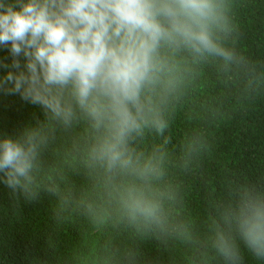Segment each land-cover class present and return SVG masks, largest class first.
Instances as JSON below:
<instances>
[{"label": "clouds", "instance_id": "clouds-1", "mask_svg": "<svg viewBox=\"0 0 264 264\" xmlns=\"http://www.w3.org/2000/svg\"><path fill=\"white\" fill-rule=\"evenodd\" d=\"M236 29L232 0H0V45L13 57L0 88L43 110L17 137L0 138V178L29 199L50 193L57 212L79 210L96 229L113 218L163 229L165 157L133 141L152 130L168 143L162 105L181 58L235 64ZM80 124L82 163L101 180L94 196L66 187L43 158L59 131ZM208 246L219 264H242L241 246L264 261V195L245 189ZM74 264H138V253L105 242Z\"/></svg>", "mask_w": 264, "mask_h": 264}, {"label": "trees", "instance_id": "trees-1", "mask_svg": "<svg viewBox=\"0 0 264 264\" xmlns=\"http://www.w3.org/2000/svg\"><path fill=\"white\" fill-rule=\"evenodd\" d=\"M232 3L237 62L182 57L180 81L162 105L168 143L152 130L133 141L138 151L165 157L164 228L137 230L113 218L96 229L79 210L57 212L50 193L29 199L0 178V264H74L105 242L136 251L138 264H219L208 246L213 226L245 189L264 195V0ZM9 47L0 45V77L12 64ZM42 118L41 106L0 88V138ZM84 135L83 124L59 131L43 158L66 187L94 196L101 180L82 163ZM241 255L242 264H264L243 246Z\"/></svg>", "mask_w": 264, "mask_h": 264}]
</instances>
